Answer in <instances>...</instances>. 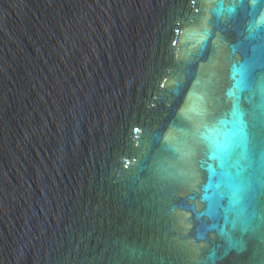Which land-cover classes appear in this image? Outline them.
<instances>
[{
	"label": "water",
	"instance_id": "95a60500",
	"mask_svg": "<svg viewBox=\"0 0 264 264\" xmlns=\"http://www.w3.org/2000/svg\"><path fill=\"white\" fill-rule=\"evenodd\" d=\"M0 264H264V0H0Z\"/></svg>",
	"mask_w": 264,
	"mask_h": 264
}]
</instances>
